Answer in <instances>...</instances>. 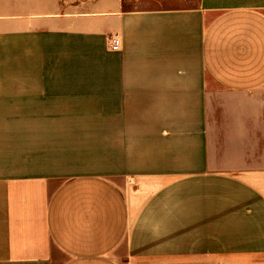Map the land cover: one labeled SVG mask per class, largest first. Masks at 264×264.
I'll use <instances>...</instances> for the list:
<instances>
[{"label": "crops", "instance_id": "obj_1", "mask_svg": "<svg viewBox=\"0 0 264 264\" xmlns=\"http://www.w3.org/2000/svg\"><path fill=\"white\" fill-rule=\"evenodd\" d=\"M124 1L0 0V264H264V0Z\"/></svg>", "mask_w": 264, "mask_h": 264}, {"label": "rangeland", "instance_id": "obj_2", "mask_svg": "<svg viewBox=\"0 0 264 264\" xmlns=\"http://www.w3.org/2000/svg\"><path fill=\"white\" fill-rule=\"evenodd\" d=\"M198 0H125L124 8H143V7H190Z\"/></svg>", "mask_w": 264, "mask_h": 264}, {"label": "built area", "instance_id": "obj_3", "mask_svg": "<svg viewBox=\"0 0 264 264\" xmlns=\"http://www.w3.org/2000/svg\"><path fill=\"white\" fill-rule=\"evenodd\" d=\"M110 44H111V49H118L120 47V41H119V38L117 36H113L111 41H110Z\"/></svg>", "mask_w": 264, "mask_h": 264}]
</instances>
